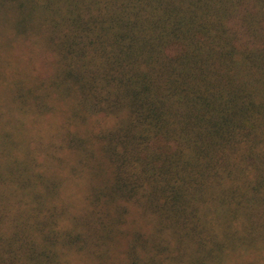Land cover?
Segmentation results:
<instances>
[{
  "label": "trees",
  "instance_id": "1",
  "mask_svg": "<svg viewBox=\"0 0 264 264\" xmlns=\"http://www.w3.org/2000/svg\"><path fill=\"white\" fill-rule=\"evenodd\" d=\"M3 25L28 52L0 66V264H264V0H0Z\"/></svg>",
  "mask_w": 264,
  "mask_h": 264
},
{
  "label": "rangeland",
  "instance_id": "2",
  "mask_svg": "<svg viewBox=\"0 0 264 264\" xmlns=\"http://www.w3.org/2000/svg\"><path fill=\"white\" fill-rule=\"evenodd\" d=\"M6 27L8 26H0V66H8V68L10 69L12 67L9 65L17 62V60L20 58L21 51H28L23 46L21 47L22 42L20 41V39L16 37L18 41L15 40V36L13 35L12 31ZM2 96H0V101H3L4 99V97Z\"/></svg>",
  "mask_w": 264,
  "mask_h": 264
}]
</instances>
